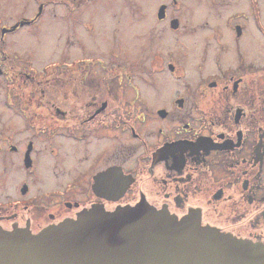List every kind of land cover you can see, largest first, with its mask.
Returning a JSON list of instances; mask_svg holds the SVG:
<instances>
[{"label": "flooded vegetation", "instance_id": "1", "mask_svg": "<svg viewBox=\"0 0 264 264\" xmlns=\"http://www.w3.org/2000/svg\"><path fill=\"white\" fill-rule=\"evenodd\" d=\"M95 1L38 0L31 17L0 16V229L36 235L145 204L264 245V0L97 2L93 15L118 21L107 51L86 52L79 34L37 66L45 11L62 5L92 32L81 16ZM132 26L133 66L121 61ZM21 30L33 46L14 41Z\"/></svg>", "mask_w": 264, "mask_h": 264}, {"label": "water", "instance_id": "2", "mask_svg": "<svg viewBox=\"0 0 264 264\" xmlns=\"http://www.w3.org/2000/svg\"><path fill=\"white\" fill-rule=\"evenodd\" d=\"M0 264H264V245L139 204L95 208L36 235L0 229Z\"/></svg>", "mask_w": 264, "mask_h": 264}, {"label": "rangeland", "instance_id": "3", "mask_svg": "<svg viewBox=\"0 0 264 264\" xmlns=\"http://www.w3.org/2000/svg\"><path fill=\"white\" fill-rule=\"evenodd\" d=\"M37 1L38 0H0V16H2V18L5 20L14 19V21L19 19L20 17H31L34 11L37 10V6H33V4L35 2L37 3ZM183 1L184 4L187 3V0ZM97 2L101 6L105 5L107 7L127 3V1L123 2L122 0H97L93 3L90 2L87 3V5L85 4L82 8L83 12L81 16V23L82 27L87 26L90 28L92 26L94 28V31L92 32L82 30L75 22L74 18L68 20V18L64 17L63 13L61 12L62 5H60V7H56V11H45L46 13L44 14V17L42 16V18L37 23L39 32L36 29L37 35L40 36V39L42 40L38 46L35 45V49H37L38 51L37 58H39L35 61L37 66H41L46 62V60H43L46 58V56H51L50 58L54 60L59 57L61 49L64 48L68 50L69 46L70 48L73 47L74 44L72 42L66 43V45H64L63 39H66L67 37H69L71 41L74 42V39L76 37H80L82 35V42L84 50H86V52L103 54L107 51L106 48L108 47V37L110 38V36L112 35L111 27H116L118 21L117 19H114V21H112L111 18H109L110 13H108L106 16H102L100 14L93 15L92 10L99 9L98 5H95L97 4ZM130 2L137 4L141 3L140 6L143 9H147L148 11H150L152 4L157 5L160 3H169L170 0H130ZM90 4L93 5L90 7ZM68 11L66 12L68 13ZM109 19L111 20V22ZM129 20V23L132 25L133 22H131V19ZM124 36L130 41L128 44V50L126 51L127 55L125 58H122L121 61L123 63L125 62V64L127 65L133 66L135 62H138L140 53V37H142L140 26L136 29L133 26L130 28H125ZM60 37L62 38L60 39ZM33 39L34 37L32 36V34L26 32V30H21L14 35V41L17 42L18 45L28 44L29 47H31L33 46ZM51 46L53 47L52 50ZM49 50H51L52 52L51 55L48 54ZM71 52L75 54L74 49H71ZM72 53H70L69 56H73Z\"/></svg>", "mask_w": 264, "mask_h": 264}]
</instances>
